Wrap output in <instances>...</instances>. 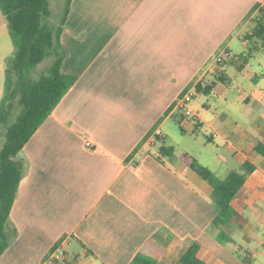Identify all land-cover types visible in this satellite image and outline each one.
I'll use <instances>...</instances> for the list:
<instances>
[{
  "label": "crops",
  "instance_id": "obj_1",
  "mask_svg": "<svg viewBox=\"0 0 264 264\" xmlns=\"http://www.w3.org/2000/svg\"><path fill=\"white\" fill-rule=\"evenodd\" d=\"M256 7L264 0H72L62 71L77 81L17 156L24 174L0 264H45L62 240L65 264H131L141 252L177 264L195 243L205 264H264V157L255 150L264 46L248 40ZM15 52L0 8L1 103ZM225 52L232 58L216 64ZM203 81L211 91L194 96L195 118L178 117L176 100ZM199 132L224 155L199 159ZM165 138L176 157L161 152ZM182 153L221 180L234 171L228 159L256 166L230 227L214 226L213 190Z\"/></svg>",
  "mask_w": 264,
  "mask_h": 264
},
{
  "label": "trees",
  "instance_id": "obj_2",
  "mask_svg": "<svg viewBox=\"0 0 264 264\" xmlns=\"http://www.w3.org/2000/svg\"><path fill=\"white\" fill-rule=\"evenodd\" d=\"M71 2L72 0H65L61 20L58 24L51 25L48 23L51 17L49 0H0V8L16 48V56L8 64L7 94L0 107V131H5V143L0 150V257L9 244L5 227L24 174V165L17 160V156L77 81L76 76L62 71L65 51L61 35ZM257 7L252 12L259 10L258 15L252 19L253 31L248 40L255 39L264 46V7ZM46 58L51 59V66L39 79L34 80L31 77L32 71ZM207 91H211V87H207L205 92ZM16 98L22 108L21 113L15 123L9 125L12 100ZM169 143V139H163L161 152L167 157H176L175 146ZM255 150L264 157V143L260 142ZM178 158L211 186L216 206L214 226L230 227L237 218L233 200L256 166L245 161L244 173L232 171L225 180H221L192 155L182 153ZM219 238L223 242L232 239L223 231L219 233ZM198 251V244L191 245L177 264H205L198 258ZM156 263L155 259L144 256L142 252L131 262Z\"/></svg>",
  "mask_w": 264,
  "mask_h": 264
},
{
  "label": "rangeland",
  "instance_id": "obj_3",
  "mask_svg": "<svg viewBox=\"0 0 264 264\" xmlns=\"http://www.w3.org/2000/svg\"><path fill=\"white\" fill-rule=\"evenodd\" d=\"M49 1H50L51 17L48 20V23L51 25L52 24H58L59 21L61 20V17H62L65 0H49ZM15 56H16V52L10 58L9 62L12 61L15 58ZM9 62H8V64H9ZM50 66H51V59L46 58L39 66H37L32 71L31 77L34 80L39 79V77L41 75L45 74L48 71ZM12 79L14 80V76L12 77ZM198 100L203 101V99L200 97L198 98ZM2 103L0 102V107H1ZM12 103H13V107L11 110V114L9 115V118H8V124L9 125H12L13 123H15V121H16L17 117L19 116V114L21 113V109H22L20 107V105L18 104V98L12 100ZM205 103H207V102L205 101ZM177 115H178V117H181L180 116L181 112L180 111L177 112ZM171 122H173V120ZM172 126H174L173 127L174 131H176L177 134L178 133L180 134V128L178 127V125H176V127H175V125H172ZM195 138H196V136H195ZM197 138L199 140L198 144H193V146L195 148H192V149H194L193 151H195V153H197L199 159H201L202 161H207V162L209 161V163H210L211 154H214V155L222 154V155H224L223 151L217 149L213 143H211L205 139L203 133L199 132V135H197ZM170 142H171V140H170ZM4 143H5V131L3 129L0 131V150H1L2 146L4 145ZM172 143H174V142H171V144ZM174 144H172V145H174ZM226 164L231 165L233 167L234 171H237L239 173H244V171L240 168V165L237 161H234L232 159H228L226 161ZM225 179H223V180H225Z\"/></svg>",
  "mask_w": 264,
  "mask_h": 264
},
{
  "label": "built area",
  "instance_id": "obj_4",
  "mask_svg": "<svg viewBox=\"0 0 264 264\" xmlns=\"http://www.w3.org/2000/svg\"><path fill=\"white\" fill-rule=\"evenodd\" d=\"M232 55L230 52L220 53L213 58V61L216 64H221L225 60H230ZM209 83L206 81L199 82L196 86L191 88L190 90L184 92L175 102L174 109L176 111H180L184 114V116L189 118H195V114L191 109V103L193 102L194 96L197 92H205V89L209 87ZM200 87V90H198ZM91 142L87 141L86 146L88 148L91 147ZM66 240H62L59 242L53 251L50 253L49 257L47 258L45 264H65L66 260V250L64 245L66 244Z\"/></svg>",
  "mask_w": 264,
  "mask_h": 264
}]
</instances>
